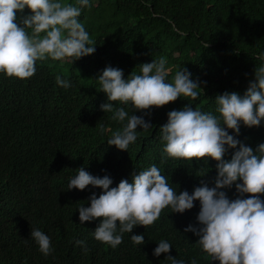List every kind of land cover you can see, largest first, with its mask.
<instances>
[{
	"label": "trees",
	"instance_id": "1",
	"mask_svg": "<svg viewBox=\"0 0 264 264\" xmlns=\"http://www.w3.org/2000/svg\"><path fill=\"white\" fill-rule=\"evenodd\" d=\"M60 2L77 5V0ZM30 14L25 7L17 12L16 22ZM78 20L96 43L93 54L72 63L67 58L38 60L35 74L23 80L0 73V264H170L169 255L185 264L193 259L219 264L205 258L198 236L184 231L189 225L201 226L196 220L198 200L183 213L166 207L153 225L135 226L112 248L93 236L99 219L83 224L79 220L78 207L90 206L89 197L99 196L102 189L67 186L81 167L93 176L110 177L111 188L121 179L131 183L133 174L156 165L177 194H191L202 183L214 187L217 161L212 158L162 159L160 127L169 111L187 103L216 114V96L225 91L244 96L254 69L264 63L256 59L264 52V0H89ZM161 56L170 72L168 82L183 67L190 79L203 82V93L197 100L180 97L144 111L113 102L114 108L143 116L152 126H138L137 140L127 150L108 145L122 124L101 110L107 95L98 91L95 78L111 66L127 79L140 74V64ZM57 76L71 86H59ZM226 130L253 150L264 143V123L249 128L241 122L238 135ZM225 147L223 159L230 160L239 145ZM219 190L230 200L240 195L235 183ZM260 198L264 200V194ZM32 228L50 238L47 256L31 238ZM135 234L144 235L145 243L134 245L130 236ZM160 240L170 243L171 250L154 256Z\"/></svg>",
	"mask_w": 264,
	"mask_h": 264
},
{
	"label": "clouds",
	"instance_id": "2",
	"mask_svg": "<svg viewBox=\"0 0 264 264\" xmlns=\"http://www.w3.org/2000/svg\"><path fill=\"white\" fill-rule=\"evenodd\" d=\"M86 6L89 0H77V5L60 0H0V73L23 80L35 74L38 60L67 58L72 63L93 54L96 43L78 20L81 9ZM25 7L31 14L22 17L18 24L17 12H23ZM256 59L264 61V52ZM166 63L161 56L159 60L140 64V74H129L127 79L123 78L121 69L106 66L95 78L98 91L107 95L101 110L113 113L111 120L122 124L112 132L108 145L127 150L137 140L138 126L145 130L152 126L143 116L130 115L124 107L114 108L113 102L144 111L180 97L197 100L203 93L200 86L203 82L190 79L191 73L183 67L168 82L170 72ZM253 75L254 80L249 82L243 97L235 91H225L215 97L216 114L187 103L181 110L169 111L167 122L160 127L164 142L162 159L212 158L217 161L214 187L202 183L191 194L186 190L177 194L168 178L152 165L133 174L131 183L121 179L117 186L110 188V177L93 176L83 167L77 169L67 190H84L88 185L102 189L99 196L93 193L89 197L90 206L78 207L81 224L99 219L93 231L96 240L116 248L123 242L124 233H131L137 225L144 228L153 225L166 207L171 212L183 213L198 200L196 220L201 226L189 225L184 231L199 237L196 243L206 253V259L219 264H264V200L260 198L264 194V143L253 150L226 130L231 129L238 135L241 122L249 128L264 123V63L254 69ZM56 83L64 88L71 86L60 76L56 77ZM101 131H104L103 125ZM225 145L232 149L239 145L230 160L223 159ZM234 183L240 195L230 200L219 189L231 188ZM245 193L248 197L241 198ZM30 236L42 254L47 256L52 251L50 238L41 230L32 228ZM130 239L134 245L145 243L142 234L131 235ZM75 243L85 244L82 240ZM171 247L167 241L160 240L153 255L168 253ZM167 259L170 264H185L171 255ZM191 264H197L196 260Z\"/></svg>",
	"mask_w": 264,
	"mask_h": 264
}]
</instances>
